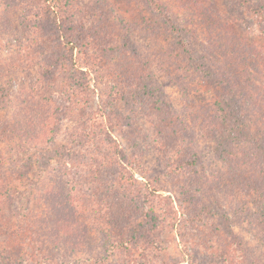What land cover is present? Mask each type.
I'll list each match as a JSON object with an SVG mask.
<instances>
[{
  "label": "rangeland",
  "instance_id": "obj_1",
  "mask_svg": "<svg viewBox=\"0 0 264 264\" xmlns=\"http://www.w3.org/2000/svg\"><path fill=\"white\" fill-rule=\"evenodd\" d=\"M247 1L264 4V0ZM70 2L71 12L85 25L87 36L100 37L97 45L88 44L83 50L94 54L96 49L109 63L104 78L89 84V110L97 111L111 89L126 90L134 71L147 66L152 73L148 85L155 80L172 108L179 110L171 113L173 130L182 132L179 127L184 119L198 121L188 131L190 148L201 155L194 167L199 180L190 188L187 177L166 172V159L155 150L154 139L160 141L161 137L153 120L157 106L152 110L145 105L151 99L139 97L135 102L129 97L131 92L124 93L128 102L119 103L120 113L114 112V116L112 112L111 131L125 153L118 161L121 170L139 209L145 207L157 216L149 229L154 245L138 253L136 264H264V236L254 220L256 207L253 203L243 207L242 202L251 200L234 188L226 165L216 156L219 143L206 138L203 130L205 123H218L212 106L217 92L224 88L247 103L250 116L264 130V28L260 20L235 0H162L170 24L140 0ZM31 4L30 0H0V154L5 157H0V224L5 223L0 227V247L12 240L14 245L19 239L33 238L50 250L52 264H123L108 249L106 233L101 232L102 227L111 229L110 223L93 225L72 202L75 195L84 200L91 194L88 175L95 172L81 151L75 155L69 151L73 148L69 133L75 123L62 118L53 127L36 121L37 131L52 128L37 142L28 140L33 136L26 127L14 123V114L22 113L24 105L28 103V112L37 107L39 98L30 87L43 78L41 64L46 60L40 54L34 60L24 57L32 43L23 45L27 41L20 39L23 25L36 16L29 11ZM182 40L198 60L180 50ZM209 74L213 76L209 78ZM52 93L63 103L59 92ZM19 142L38 156L26 170L33 181L29 189L18 184L12 173L13 147ZM56 150L60 153L53 156ZM109 170L103 168L97 177L104 179V171ZM69 179L76 185L72 191L68 189L73 183H63ZM196 212L201 213L199 220L193 219ZM86 224L91 235L85 234Z\"/></svg>",
  "mask_w": 264,
  "mask_h": 264
},
{
  "label": "trees",
  "instance_id": "obj_2",
  "mask_svg": "<svg viewBox=\"0 0 264 264\" xmlns=\"http://www.w3.org/2000/svg\"><path fill=\"white\" fill-rule=\"evenodd\" d=\"M30 1L32 4L29 11L36 16L26 19L27 22L23 25L24 36L20 39L27 40H25L26 43L23 42L24 46L29 42L32 43L27 47L28 52L24 54V57L34 60L40 54L46 60L41 64L43 78L38 79L39 81L37 80L30 87L32 95L39 98V101L36 102L37 107H32L29 111L31 114H29L28 103L26 106L24 105L22 113L14 114V123L20 127H26L34 139L28 137V140L33 142H37L48 130L42 128L41 131H37L34 127L36 121L41 125L52 124L53 127L57 126L62 118L75 123L73 131L69 133L71 138L69 140L73 146L69 151L73 155L81 151L84 156L88 157L87 165L91 169L93 167L95 172L88 175L92 184L91 194L84 200L75 195L71 198L72 202L74 200L76 203L73 202V204L75 203L77 207L84 210V213L88 215V220L93 221V225H96L98 221L103 224L110 223L111 229L106 231L102 227L101 230L106 233L108 249L116 253L123 264H136L137 258L135 257L138 256V253L142 254L154 245L149 229L152 223L157 222V216L145 207L139 209L127 175L122 171L118 162L125 153L111 131L114 112L120 113L119 103L128 102L125 95L129 92H131L129 97L133 98L135 102L139 97L140 100L151 99L146 101L145 105H148V108L152 110L157 106V113L153 120L156 131L161 137L160 141L154 139L155 150L166 159L164 166L166 172L178 174L179 177H187V186L190 188L199 180V175L196 174L194 167L199 164L201 155L190 148L188 131L192 129V124L197 126L198 121L194 119L190 122L184 119L179 127L182 132L177 129L173 130L170 119L175 112L178 114L179 110L172 108L168 99L162 95L163 91L158 89L155 80L150 86L148 85V78H152V73L147 69V66L134 71L133 80L128 83L126 90L111 89L110 93L101 99V106L97 111L89 110V107L87 108L89 84L92 80L104 78L106 75L104 72L108 70L106 67L109 63L99 51L96 53V49L94 54H90L83 48L88 44L97 45L100 37L97 35L87 36L85 25L76 20L71 12L70 0ZM140 2L146 4L167 24H170L171 17L162 0H140ZM235 2L243 10L257 16L260 25L264 28V4L256 5L247 0H235ZM33 34L35 37H32ZM188 46V42L182 40L180 50L189 53L191 59H197L195 51ZM39 47H41V51H36ZM76 48L78 49L77 54H75ZM179 52L177 51L178 54ZM203 57L208 58L207 56ZM200 65L202 66V63L198 64V66ZM203 66H206V63H203ZM114 68L117 71L118 66ZM72 70H75L77 74H71ZM205 72H209V70ZM235 75L237 76V74ZM211 76L213 75L209 74V78ZM128 79L129 76L126 80ZM135 82L138 83L135 85ZM137 89L141 92L135 91ZM55 91L59 92L63 103H58L57 99L52 97V92ZM124 93L126 94L124 95ZM217 94L218 97L213 103L212 111L213 118L219 124H213L214 122L211 125L203 124V130L206 131L204 134L206 138H212L219 143L216 156L226 165V172L231 176V183H234L237 192L243 194L245 199L251 200L242 202L243 207L250 203L256 207L254 208L256 209L254 220L258 224L259 230L262 231L260 235L264 236V187H262L264 184V130H261L259 126L258 122L260 121L250 116L247 103L235 97L231 89L224 88ZM145 111L148 112V110ZM49 130L52 131V128ZM27 136L30 135L26 134L25 137ZM80 147L81 149H79ZM56 153H60L59 150H56L52 155L54 156ZM116 153H119V159H115L118 156ZM47 156L49 157V155ZM0 157L5 159L3 153L0 154ZM37 157L36 151L25 149L22 142L13 147L15 165L12 171L13 177L18 184H22L28 189L33 181L29 178L30 171L26 170H29V166L36 162ZM49 159L51 160V157ZM77 161L80 160L77 159ZM72 162L75 164L74 161ZM253 164L257 165V169L253 168ZM103 168L110 170L104 171L106 176L101 180L97 175L102 172ZM7 182L11 183V181ZM63 183L65 185L73 183L72 186H69V191L76 187L70 179L64 180ZM153 192H157V189H154ZM96 207L97 209L94 211ZM152 210L154 211V209ZM158 215L165 217L159 212ZM200 215V212H196L193 219L199 220ZM88 226L85 225V229L88 228L85 234L91 235ZM0 227H5V223L1 222ZM31 233L33 234V230ZM261 240L264 241L262 237ZM11 242L12 244L8 242V245L0 247V261L3 264H52V261L49 260L52 258L50 250L46 247L43 248V245L36 242L35 239L22 238L14 245L13 240Z\"/></svg>",
  "mask_w": 264,
  "mask_h": 264
}]
</instances>
